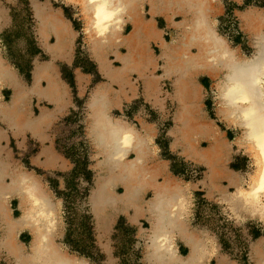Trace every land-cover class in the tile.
Returning <instances> with one entry per match:
<instances>
[{"label": "bare ground", "instance_id": "bare-ground-1", "mask_svg": "<svg viewBox=\"0 0 264 264\" xmlns=\"http://www.w3.org/2000/svg\"><path fill=\"white\" fill-rule=\"evenodd\" d=\"M65 1L76 3L80 8L88 50L108 79H118L120 84H125L127 73L132 71L143 79L145 91L152 92L159 86L162 75L150 73L147 69L160 67L165 75H176L170 97L178 102V106L176 124L171 132L175 142L183 143V154L203 161L209 167L206 177L211 180L212 188L217 187V174L224 172L221 159L227 150L231 152L237 145L251 154L255 166L253 174L246 179L229 172L230 184L236 185L237 190L223 197L239 215L245 207L246 215L264 217V192L258 191L264 187V9L252 7L239 12L241 29L249 36L254 49L251 55H246L238 52L217 32V20L211 16L217 0H148L151 18L143 15L145 0H108L106 11L116 12V15L106 21L102 35L101 30L94 27L98 5L86 0ZM32 8L40 45L52 58L60 56L69 60V44L75 37L70 22L49 1L33 0ZM182 12L185 16L181 20L174 18ZM157 13H163L169 25L176 28L177 36L172 38L173 41L161 37L162 30L155 25ZM3 16L0 8V20ZM125 22L131 26L127 34L123 32ZM50 39L55 42L51 44ZM149 41L160 42H157L161 49L157 58L162 64L158 65L157 58H152ZM120 45L127 52H115L121 63L115 69L110 65L107 52ZM191 72H204L214 77L220 75L215 84L217 112L229 125L242 130L235 140L226 141L213 120H202L198 113L200 94L182 78ZM44 80L45 86L41 84ZM78 80L83 84L86 79L79 74ZM2 81L12 86L13 96L10 102L0 103V118L7 126L17 128L25 123L20 104L26 92L46 94L59 108L67 89L55 73L54 65L47 61L36 63L32 85H20L16 71L0 52V86ZM127 83L130 84L129 80ZM110 92L107 83H99L87 103V134L94 147L93 156L97 159L100 156L91 166L96 172V183L89 198L91 212L99 220L103 209L133 205L137 215L145 205L151 221L145 232L149 264H197L209 249L203 240L186 234L190 252L181 256L170 239L174 228L186 232L181 221V207L188 202L185 190L189 182L184 184L183 180L169 173L158 178L167 170V161L154 158L152 153L156 152L148 146L156 128L150 123H142V128H138L123 116L111 114ZM50 112L42 108L36 118L28 120L29 126L35 129L46 122ZM245 114L248 119L244 118ZM199 129L211 138L208 147L199 149L193 143L194 134H199ZM131 153L133 158H129ZM42 154L48 159L53 152L44 149ZM7 164L0 159V246L15 256L17 264H87L84 258L68 254L54 241L59 226L60 201L33 172L21 166L9 173L8 182L4 181L2 176L7 171ZM245 181L247 187L242 186ZM118 185L122 187V193L116 192ZM148 192L152 196L143 199ZM12 193H17L20 198L22 213L17 218L11 216L9 205H5ZM24 228L32 233L30 253L23 252V244L17 239Z\"/></svg>", "mask_w": 264, "mask_h": 264}, {"label": "rangeland", "instance_id": "rangeland-1", "mask_svg": "<svg viewBox=\"0 0 264 264\" xmlns=\"http://www.w3.org/2000/svg\"><path fill=\"white\" fill-rule=\"evenodd\" d=\"M30 1L0 0L8 16L3 19V27L0 31L1 53L16 71L20 70L22 78L28 83L32 80L33 63L49 59V56L39 47L35 31L36 19L31 10ZM50 1L55 7L64 10L76 32L73 49L74 65L71 69L65 68V75L70 82L72 105L67 114L61 117L51 129L54 147L64 158L67 168L64 171L36 169V174L42 178L46 188L51 190L56 200L60 201L57 231L59 235L55 240L65 247L68 253L85 257L91 264H145L143 255L146 239L138 236V230L140 228L148 229V222L142 221L139 226H135L125 218H121L119 229L116 228L117 223L105 235L100 234L94 224L89 198L95 186V172L91 168L95 161L92 157L93 148L87 137L85 126V101L89 91L84 96L78 94L72 69H82L89 73L92 76L90 86L103 78L89 53L83 34V21L77 6L67 3L65 0ZM222 4L223 12L216 19L218 32L227 38L231 46L239 47L242 52L251 55L254 49L249 45L248 35L241 29L239 12L252 7L264 8V0H222ZM159 24L165 33L166 40L173 41L172 38L177 36V32L165 21L160 20ZM127 33L124 32V34ZM153 43L157 47L156 50L152 47ZM121 50L124 51L123 48ZM150 50L152 58H157L161 52L156 42H150ZM126 52L125 49L123 53ZM115 63L118 65V62ZM62 69L64 74V65H62ZM159 71L162 73L161 70ZM149 72H152V68L149 69ZM200 79L207 87L203 103L208 117L217 122L220 128L227 133L230 141L235 140L241 135L242 130L229 125L216 113L215 89L210 86L211 82L206 76L202 75ZM137 83L140 89V83ZM161 90L164 99L162 108L154 106L140 92L136 98L125 102L114 113L118 116H125L138 128L142 127V123L155 124V142L159 148L160 156L168 160L170 170L175 176L197 185V189L192 190L189 205L192 221L202 226L211 238L209 244L215 252L214 254L212 252L214 256L208 261V264H217L219 255L223 256L230 264H252L251 244L258 237L264 236V224L256 219L239 221L226 208V205H230V203L225 201L224 197L219 196L218 199L208 197L206 188L201 185L206 168L171 149L173 142L170 136L173 124L172 114L177 104L170 98L172 93L170 79L163 80ZM10 98L11 91L6 88L4 99L9 100ZM26 141L28 147L16 148L15 156L24 168L32 171L33 167L29 164V159L38 151L39 145L30 139ZM206 144V142H202V146H207ZM233 149L234 155L230 162V168L240 176L249 179L255 167L251 154L243 148H238L237 145H234ZM242 186L247 187V182H243ZM236 190V187L230 188L227 195H231ZM120 191L122 190L120 189ZM151 196L152 193H149L146 198ZM12 207L16 209V216H19L18 205H12ZM19 238L25 246H29L31 236L27 231L22 232ZM182 252L186 255L188 250L183 248ZM2 253L0 264H13L5 257V251Z\"/></svg>", "mask_w": 264, "mask_h": 264}, {"label": "crops", "instance_id": "crops-1", "mask_svg": "<svg viewBox=\"0 0 264 264\" xmlns=\"http://www.w3.org/2000/svg\"><path fill=\"white\" fill-rule=\"evenodd\" d=\"M32 1L33 0L30 1V6H31V10L33 12ZM37 1L46 2L47 0H45V1L37 0ZM48 1L50 2V4L52 5L53 8L61 10L62 15L70 22L71 27L74 30L72 22L67 18L64 10L61 9V8L55 7L51 3L50 0H48ZM235 1H240V0H235ZM67 3L72 4V5H76L77 8H78V11L80 13V8L78 7V5L76 3L75 4L74 3H70V2H67ZM0 8L3 10V13H4L3 18L0 20V31H1V29L3 27L2 26L3 19L7 18L8 16L6 15L7 12L2 7L1 2H0ZM262 9H264V8H262ZM142 10H143V15H144L145 18H151V4L148 2V0L143 1ZM212 11H213V15H211V16L213 17V19H217L223 12L222 0H217L216 7L214 9H212ZM155 16L156 17H154V19H155V25H156L157 28L162 29V27L159 24L160 20H161V21H165L166 24L169 27L173 28L177 32L176 28H174L171 25H169V23L165 19V15L163 13H157ZM184 16H185V13L182 12L180 14H177L174 18L177 19V20H181ZM127 27H128V29H127ZM129 29H131V26L128 23L125 22L124 23L123 32L127 33V32H129ZM35 31H36V36H37V26L35 27ZM217 32H218V30H217ZM83 34H84V31H83ZM221 36H223V35H221ZM161 37L166 40L164 31H162ZM223 37L227 40V38L225 36H223ZM248 38H249V36H248ZM37 39H38V37H37ZM75 39H76V32H75L74 39L71 40V43L69 44V60H64L60 56H58L56 58H52L51 55L47 51H45L43 49V47L40 45V42L38 40L39 47L49 56V59L48 60H44V61L50 62V63H52L54 65L55 73L59 77L60 81L67 88L65 96L62 98V100L60 102L61 103V107L57 108L54 105V103L50 102L46 94L38 95L37 92L36 93L35 92L34 93L26 92L24 97L22 98L21 104H20V109L23 111V119L25 121L24 125H22V127H19V128L15 127V126H7L6 123L3 120H1V118H0V159H3L4 162L8 163L7 164V171H6V173H3L4 175L2 176L3 180L6 181V182H8L10 180L9 173L12 172L13 169H15V168H17L19 166L24 168L20 164V161L15 156V149L16 148H18V149L19 148H27L28 145H27V141L26 140H29V139L34 141V142H36L39 145V149L29 159V164L31 165V167H33L32 168L33 170L31 171V170H29L27 168H25V169H27L28 172H33L41 180V182H43V180H42V178L40 176H38L36 174V169L43 170V171H56V170L57 171H64V169L67 168V163L64 161V158L62 157V155H60L56 151V149L54 147V140H53V137H52V134H51V129H52L53 125L61 117L65 116L67 114V112L69 111V109H70V107L72 105V97H71V90H70V84H69L70 82H69V80L67 79V77L65 75V68L66 69H71L72 66L74 65L73 49H74ZM54 42H55L54 39H50V43L51 44H53ZM149 42H156V43L158 42V43H160L159 41H149ZM86 43H87V41H86ZM228 43L230 44L229 41H228ZM249 45H250V39H249ZM158 46H159V44H158ZM87 47H88V44H87ZM152 47H153L154 50L157 49L155 43H153ZM121 48H123V50L125 51V49H124L125 47L120 45L118 47L116 46L115 48H110L109 51L107 52V58L110 61V65L113 68H115V69L117 67L121 66V63L116 58V53H115L116 51H120V52L123 53L124 51H122ZM234 48H236L238 50V52L245 54L244 52L241 51V49L239 47H234ZM251 48H253V47L251 46ZM0 52H1V50H0ZM89 53H90V51H89ZM1 56H3L2 53H1ZM92 59L97 64L98 71H99L101 77L103 78V80H99L98 82H96L92 86L89 85L92 82V76L89 73L82 71V69L81 70L77 69V68L76 69H72V72L74 74V79H75L76 85L78 87V94L80 96H84L89 91L87 99L85 101V108H86V116H85L86 134H87V125H88V107H87V103H88V100H89V97L91 95V92H92L93 88L97 84H99V83H107L110 86V89H111L110 98L112 100V104L110 105L109 112L111 114H113V115H116L114 113L115 110L120 109L125 102L131 101L132 99L136 98L139 95L140 92H142L143 95L145 96V98L148 101H150L154 106L162 108L163 105H164V101H163L164 99L162 98V94H161L162 93L161 83L165 79H170L171 80L172 92L174 90V79H175L176 75L172 74L171 76H167V75H165L163 73V71H162V69L160 67L152 68V72H155L157 75L158 74L162 75V78L159 81L160 89H159V86H158L156 88V90L154 89L152 92H148V91L144 90V81H143V79L141 77L139 78V76L136 73H132V71L128 72L127 73V78H126L127 79L126 83L125 84H120L119 83L120 80H118V79H115V80L108 79L104 75L102 70L100 69L99 64L97 63V61L94 59L93 56H92ZM114 62H118V65L116 63L114 64ZM156 62L158 63V65L162 64V61L159 58H157ZM36 63H33L34 68H33V71L31 72L32 73V78H31L32 80H31L30 83L26 82L22 78V75L20 74L21 73L20 70L16 71L15 68L9 63L12 66V68L16 71L18 77L20 78V82H19L20 85H24V86L28 87V86L33 84V76H34V70H35ZM62 65H64V74H63ZM147 70L149 71V69H147ZM159 70H161L162 73H160ZM79 74H83L85 76V79L87 80V81L85 80L83 84L78 80V75ZM202 75L206 76L210 80V82H211L210 86L213 89H215V92H216L215 84H216V82H217V80H218L220 75L218 77H214V76H211V75H209L207 73H204V72H191L190 74L182 76V78L185 81H187V83L190 84V86L192 88H195L196 91L199 92V94H200L199 100H198V106H199L198 113L202 116V120L204 122H209L210 120H213L214 124H216L219 127V130L221 131L220 134L224 136L226 141H228L229 138L227 136V133L223 129L220 128V126L217 124V122L214 119L208 117V113H207L206 108H205L204 103H203L204 92L207 91V87L205 86V84H203L201 82L200 77ZM128 80H129L130 84L127 83ZM137 82L140 83V87H141L140 89L138 87V83ZM41 84L45 86L47 83L44 80V81L41 82ZM6 88L11 91V98L9 100H5L4 99V91H5ZM191 91H192V89H191ZM215 95H216V93H215ZM12 96H13V88H12V86H10L8 84V82H6V81H2L1 82V86H0V103L10 102L12 100ZM171 100L174 103H176L177 106H178V102L175 99L171 98ZM215 102H216V110L215 111L218 114V112H217V106H218L217 104L218 103H217V98L216 97H215ZM42 108H45V109H48V110L51 111L49 116H48L49 119L46 122H43L42 124L36 126L35 129H33L32 127L29 126L28 120H30L31 118H33V119L36 118L41 113ZM176 109H177V107H176ZM176 109H175V111H176ZM175 111L172 114V122H173V124H172V127L170 129V136L173 139V142L171 144V149L173 151L180 152L185 158H187L189 160H192L193 162H195V163H197V164H199L201 166H204L206 168V171L204 173L203 180L201 181V185L204 188H206V191L208 193V197H211L213 199H218L219 196H222V198H223L224 195H227V193L229 192L230 188L236 187V185L230 184V181H229V179L227 177L228 173L229 172H234L237 175H240L236 171H234V170H232L230 168V162H232V158H233V155H234V149L231 152H230V150L229 151L227 150L226 153H225V156L222 157V159H221V167H222L224 172H222V174H217V178L215 179V183H216L217 187L215 189L212 188L211 180L206 177V173L209 170V167L206 165V163H203V161H197L196 159H193L191 157H187V155L182 153V151H183L182 147L184 146L183 143L175 142L174 133L171 132V131H173V127L176 124V112ZM123 117H124V119L126 121L131 122L125 116H123ZM131 123H133V122H131ZM152 125L155 127V124H152ZM136 127H138V126H136ZM155 130H154L155 134H154L152 140L148 142V146H149L150 150H152L153 152H156L155 154L152 153L153 156L155 155L154 158H159V159L165 160V159H163L160 156L159 148L156 146V142H155L156 131ZM87 137L90 140V137L88 136V134H87ZM203 141L207 143L206 145L208 147L210 142H211V138L209 137L208 133L204 132L202 129H199V134H197V133L194 134L193 143L200 149V148L205 147V146H202V142ZM153 146H155V147H153ZM92 148H93V154H94V152H95L94 151V147L92 146ZM44 149H48L50 153L53 152V155L50 154V157L47 159L46 155L42 154V151ZM93 154H92V157H93L94 161H96V160H98L100 158V156H98V159H97L96 157L93 156ZM129 156H130L129 158H131V157H133V154L131 153ZM166 161H167V170H164L160 175H158V178H160V179H162L164 174H168V173L171 176H175L172 173V171L170 170V165H169L168 160H166ZM94 172H95V170H94ZM175 177H177V176H175ZM179 179L183 180L182 178H179ZM183 182L185 184L188 181H184L183 180ZM95 183H96V172H95ZM188 184H189V187H187L186 190H185V194H186V197L188 199V202H187V205H182V207H181V221L185 225L186 232H182L180 230V228H178V227L174 228L173 232L171 233L170 239L174 243L176 252L179 255H181V256H185L183 254V252H182L183 248H186L188 250L187 254L190 252V245L188 243L189 239L186 236V234H188L189 236L191 235L192 237H197V238L203 240V242L207 244L209 249H206V252L200 257V260L198 261L197 264H208V261L211 260L212 257L214 256L213 254H214L215 251L212 250V248H211V246L209 244V241H210L211 238L206 233V230H204L202 228V226H200L198 224H195L192 221V219H191V210H190V205L189 204H190L192 190L195 191L197 189V185L193 184V182H189ZM120 189L122 191H120ZM50 192H51V190H50ZM116 192L117 193H122L123 192L122 187H120L118 185L116 187ZM149 193H151V192L145 193L143 195V199H147L146 197H147V195ZM51 194H52V192H51ZM224 200L227 201L225 198H224ZM5 205H9L10 214H11L12 217L17 218V217H19L21 215L22 211L19 208L20 198H19V195H17V193L9 194L8 198L6 199ZM12 205H18L17 209L20 210L19 216H16V214H15L16 209H14L12 207ZM134 208L135 207L133 205H118V208H116V209H113L111 207L108 208V209H103V213H102L101 219H99V220L96 219V216H94V214L92 213V215L94 217V224H95L96 228L98 229V231L100 232V234H102V235H105L108 232H110L112 230V228L118 223V221L121 218H125L130 224L135 225V226H139L142 221H146V222L149 223V228H150V222H151L150 221V212L146 210L147 207L145 205H143V211H141L137 215H135V212H134L135 209ZM226 208H228V210H230V212L239 221H245L247 219H256L259 222H262L264 224V217L263 216H261L260 214H259V216H252V215H249V214L246 215L245 207L242 209L241 212H239L240 215L237 214V212L232 209V205H226ZM149 228L148 229L140 228L138 230V236L144 237L146 239L145 232H147V230H149ZM24 231H27L29 233V235L31 236V241H32V233H31V231L29 229H26V228H24L23 230H21L19 232L18 237H17L18 241L20 243H22L19 237H20L21 233L24 232ZM1 235H2V231H1V228H0V236ZM58 235L59 234L55 235V238H54L55 242H56L55 239H56V237ZM30 245H31V242H30L29 246H25L23 244V252L30 253ZM63 249L67 252L65 247H63ZM3 251H5V257L8 260H10L13 264H17L15 256L9 254L7 249L3 248L2 246H0V259H1V256L3 254L2 253ZM146 252H147V250H146V245H145L144 255H143V262L145 264H149V262L146 259ZM212 252H213V254H212ZM68 254H70V253H68ZM70 255H73V254H70ZM75 256H77V255H75ZM77 257L84 258L86 260L87 264H91L88 261L87 258L81 257V256H77ZM251 258H252V264H264V236L258 237L251 244ZM217 264H230V263L223 256L219 255V262Z\"/></svg>", "mask_w": 264, "mask_h": 264}, {"label": "snow or ice", "instance_id": "snow-or-ice-1", "mask_svg": "<svg viewBox=\"0 0 264 264\" xmlns=\"http://www.w3.org/2000/svg\"><path fill=\"white\" fill-rule=\"evenodd\" d=\"M90 4H95V5H106L108 4V0H89ZM112 17L109 16L103 7H100L99 12L97 13V19H96V28L103 31L104 30V25H106V21L111 20ZM237 102H241V101H237ZM245 119H248V115L245 114L244 116ZM258 191L260 192H264V187H261L260 189H258Z\"/></svg>", "mask_w": 264, "mask_h": 264}, {"label": "clouds", "instance_id": "clouds-1", "mask_svg": "<svg viewBox=\"0 0 264 264\" xmlns=\"http://www.w3.org/2000/svg\"><path fill=\"white\" fill-rule=\"evenodd\" d=\"M77 2H81V0H77ZM86 2L89 3V0H86ZM107 5H108V4H106V5H102V6H101V5H98V6H97V8H96V10H95V18H96V19H97V13L99 12L100 7H103L104 10H105V12H106L109 16L113 17L114 15H116V12H109V11H106V7H107ZM94 27H96V24L94 25ZM100 34L102 35V34H103V31H101ZM245 101H246V100H245ZM246 115H248V114H246Z\"/></svg>", "mask_w": 264, "mask_h": 264}, {"label": "trees", "instance_id": "trees-1", "mask_svg": "<svg viewBox=\"0 0 264 264\" xmlns=\"http://www.w3.org/2000/svg\"><path fill=\"white\" fill-rule=\"evenodd\" d=\"M119 225H120V221L118 222V225H117V227H116L117 229H119Z\"/></svg>", "mask_w": 264, "mask_h": 264}, {"label": "water", "instance_id": "water-1", "mask_svg": "<svg viewBox=\"0 0 264 264\" xmlns=\"http://www.w3.org/2000/svg\"><path fill=\"white\" fill-rule=\"evenodd\" d=\"M92 193V192H91ZM91 196V195H90Z\"/></svg>", "mask_w": 264, "mask_h": 264}]
</instances>
